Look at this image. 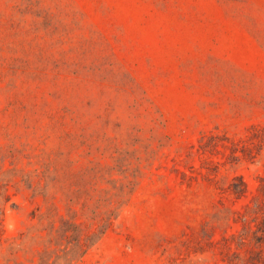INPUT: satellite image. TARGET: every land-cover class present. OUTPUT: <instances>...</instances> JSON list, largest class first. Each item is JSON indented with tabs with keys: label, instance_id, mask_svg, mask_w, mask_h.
Instances as JSON below:
<instances>
[{
	"label": "rangeland",
	"instance_id": "1",
	"mask_svg": "<svg viewBox=\"0 0 264 264\" xmlns=\"http://www.w3.org/2000/svg\"><path fill=\"white\" fill-rule=\"evenodd\" d=\"M0 264H264V0H0Z\"/></svg>",
	"mask_w": 264,
	"mask_h": 264
}]
</instances>
